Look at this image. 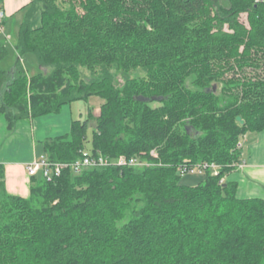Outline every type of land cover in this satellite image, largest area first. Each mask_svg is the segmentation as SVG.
I'll list each match as a JSON object with an SVG mask.
<instances>
[{
	"label": "trees",
	"instance_id": "1",
	"mask_svg": "<svg viewBox=\"0 0 264 264\" xmlns=\"http://www.w3.org/2000/svg\"><path fill=\"white\" fill-rule=\"evenodd\" d=\"M63 4L31 0L23 8L16 61L0 67L7 128L97 96L98 114L45 140L43 155L70 163L99 151L153 166L65 170L50 181L37 174L26 198L7 192L0 167V264H264V200L240 199L222 181L241 162L244 134L264 128V1ZM7 53L0 41V62ZM78 67L99 78L85 83ZM136 70L148 80L131 79ZM198 163L219 166L218 175L180 184L178 169Z\"/></svg>",
	"mask_w": 264,
	"mask_h": 264
},
{
	"label": "crops",
	"instance_id": "2",
	"mask_svg": "<svg viewBox=\"0 0 264 264\" xmlns=\"http://www.w3.org/2000/svg\"><path fill=\"white\" fill-rule=\"evenodd\" d=\"M30 2L31 0H3L2 11L6 15L4 32H6L8 19L12 21L23 11L26 16V10L23 8ZM12 26L13 24L10 22V29H12ZM63 108L64 106L61 109ZM54 115L55 114H51L35 119L29 118L19 121L10 130L7 128L4 117L0 115V149L3 147L4 140L10 137L9 135H12L13 132L15 133L17 131L18 125L21 122H23L22 128L28 123L31 128H33L34 133L31 139V150H29V153L22 157V159L14 163L5 162L4 159L0 160V167L4 171L5 187L9 194L25 198L28 197L30 179L26 176L25 165L43 156V142L45 140L62 136L52 135L59 134L62 126L63 129L61 130L63 132H66L67 125L70 131V125L73 120L71 119V121H69L70 119L65 118L63 123H61L59 119L60 114ZM41 119H47L46 121H49L46 125L48 127H46L45 130L41 127L43 123ZM240 157L242 166L236 167L233 171L228 173L222 181L235 184L236 195L240 199L264 200V128L259 132H248L244 134L242 137Z\"/></svg>",
	"mask_w": 264,
	"mask_h": 264
},
{
	"label": "rangeland",
	"instance_id": "3",
	"mask_svg": "<svg viewBox=\"0 0 264 264\" xmlns=\"http://www.w3.org/2000/svg\"><path fill=\"white\" fill-rule=\"evenodd\" d=\"M264 1V0H262ZM66 0H58V3L60 6H66L65 3ZM25 16V12H21L18 14L12 21L8 19L7 21V27L6 32L3 33V35H0V41L6 43L7 48V56L0 62V67L8 71L10 70L16 61V53L14 51V46L16 45L17 41V32L19 29V26L21 22L23 21ZM240 21L244 24H247L246 21V15H241ZM10 22L13 24L12 29H10ZM39 24V14H35L33 21H32V28L38 27ZM5 29V28H4ZM12 30V31H11ZM10 35V36H9ZM7 37V40H6ZM10 37V38H9ZM25 65L28 68V74L32 75L37 72V61L36 58L32 55H26L24 60ZM79 77L80 80L84 81L87 84L93 83L95 80L99 78L100 72L97 73H90L83 67H78ZM233 74H227L225 78L229 79L232 77ZM129 77L131 79H135L138 81H147L148 75L143 70H136L134 72H131L129 74ZM124 78L120 74H114L113 76V82L117 83V87H122ZM103 100L97 96H92L87 99V101H77L70 105H65L63 109L60 110L59 113L55 115H59L60 122L63 123V120L65 118L74 120H81L83 121L86 119L88 113H92L93 115H97L99 112L100 105L102 104ZM152 106H156V104H153ZM54 115V116H55ZM43 120V123L41 125L42 129L45 130L47 123L49 121H46L47 119H41ZM22 123H19V127L17 131L12 133V135H9L10 137H7L3 142V147L0 149V160L4 159L5 162L14 163L18 162L22 157L27 155L29 153V150H31V139L32 136H34L33 128L26 123L25 127L22 128ZM67 130L66 132H63L60 129L59 134H52V135H67L69 133V126H66ZM66 133V134H65ZM88 136H90V131L88 133ZM12 150V151H10ZM17 152V154H16ZM1 172V169H0ZM26 172V171H25ZM27 176V174H26ZM28 177V176H27ZM205 179V174H187L182 175L180 178V184L186 185V186H196Z\"/></svg>",
	"mask_w": 264,
	"mask_h": 264
},
{
	"label": "built area",
	"instance_id": "4",
	"mask_svg": "<svg viewBox=\"0 0 264 264\" xmlns=\"http://www.w3.org/2000/svg\"><path fill=\"white\" fill-rule=\"evenodd\" d=\"M255 2H262V0H255ZM5 13L0 10V35L4 33ZM237 150L242 149V138L236 145ZM150 155L155 156L153 152ZM115 166L117 168H133L141 169L152 167L153 164L138 157H128L126 155H119L115 158L102 155L99 151L90 152L83 150L80 152L78 160L70 163L50 162L46 156H41L39 159L33 160L31 163L25 165V171L28 178H32L40 174L47 181L61 176L63 171L70 170L73 174H80L86 170L97 168H106ZM239 163L236 167H241ZM219 166L213 163H198L193 165H183L178 171L181 175L187 174H205L210 172L212 175H218Z\"/></svg>",
	"mask_w": 264,
	"mask_h": 264
},
{
	"label": "water",
	"instance_id": "5",
	"mask_svg": "<svg viewBox=\"0 0 264 264\" xmlns=\"http://www.w3.org/2000/svg\"><path fill=\"white\" fill-rule=\"evenodd\" d=\"M213 90H215V88H214ZM136 100H138V101H140V102H147V101H148L147 98L142 97V96H138V97L136 98ZM151 100H152V101H160V98H151ZM237 120H238L239 122H241V121H240V118H237Z\"/></svg>",
	"mask_w": 264,
	"mask_h": 264
}]
</instances>
